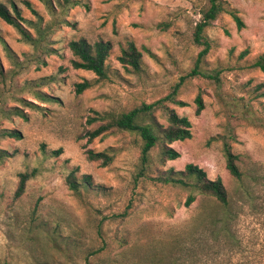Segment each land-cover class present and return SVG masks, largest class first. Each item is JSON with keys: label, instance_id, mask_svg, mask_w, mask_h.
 <instances>
[{"label": "rangeland", "instance_id": "obj_1", "mask_svg": "<svg viewBox=\"0 0 264 264\" xmlns=\"http://www.w3.org/2000/svg\"><path fill=\"white\" fill-rule=\"evenodd\" d=\"M78 1L58 27L40 0H0L10 11L14 4L32 21L21 22L27 31L42 39L33 47L0 18V131L20 133L0 137V150L9 154L0 159V263L264 264V71L252 65L264 52V0H222L226 11L203 30L209 50L198 68L217 73L214 81L187 75L202 49L194 30L207 0ZM80 38L110 43L105 79L72 66L68 43ZM128 41L141 51L138 71L118 60ZM41 78L48 83L32 86ZM84 79L91 86L76 94ZM30 89L51 99L42 103ZM198 93L204 108L196 114ZM233 102L248 109L249 120L237 118ZM144 103H156V125H168L166 108L190 120L191 137L168 144L177 158H163L157 143L142 169L137 134L111 129L88 140L86 132L101 123L87 122L89 116ZM15 106L26 118L6 112ZM224 133H231L238 178L226 169ZM57 148L59 155L48 153ZM87 149L112 160H89ZM189 163L221 179L227 207L194 190L195 201L185 206L191 191L165 178L180 176ZM33 168L36 175L16 198L19 173ZM70 172L79 182L89 175L91 185L73 192L65 182ZM225 215L223 230L218 220Z\"/></svg>", "mask_w": 264, "mask_h": 264}, {"label": "trees", "instance_id": "obj_2", "mask_svg": "<svg viewBox=\"0 0 264 264\" xmlns=\"http://www.w3.org/2000/svg\"><path fill=\"white\" fill-rule=\"evenodd\" d=\"M40 1L45 5L50 16L53 18L55 26L58 27L62 24L68 23L65 17L67 11L72 6L79 4L78 0ZM27 5L31 8V5L29 3H27ZM11 8L12 10L10 11L8 8H6L5 5L0 3V18L6 23L13 26L25 43L33 47L38 46V42H41L42 39H38L37 37L32 36L21 23H31L32 21H28L24 17H22L14 4L11 5ZM31 10L33 11V14L37 15L34 9L31 8ZM224 11H226V8L224 7L222 0H207V3L200 9V20L195 25L194 37L195 41L202 46V49L198 52L195 66L187 74L188 76L201 75V77L207 78L209 80H217V73L201 71L198 67L203 56H205L209 50V43L205 36L202 34L203 30L206 27L210 26L212 22L217 18V16ZM230 14L240 25V18L235 14V12L230 11ZM68 46L72 55L75 57L71 61L74 68L91 71L98 80H102L107 77L105 61L108 58L111 49L110 43L108 41L98 40L90 43L86 39L80 38L77 40L69 41ZM141 58V51L137 49L132 41H128L127 46L125 48H122L121 54L118 56V60L120 61V63L126 68H131V70L133 71L140 70ZM252 65L255 67H259L264 71V52L257 56ZM0 75H2L1 69ZM48 79L49 78H41L39 80H36L37 83L33 84L32 86L40 87L42 85H45L48 83ZM91 84L92 83L86 79L77 82L75 84L76 94H79L83 90L89 88ZM28 93L42 103L47 102L49 99H51L49 95L42 93L37 89H30ZM216 93L219 99L223 100V95L220 92ZM17 100L18 102H21V104L25 107L39 108V106L32 101H28L23 98H19ZM194 102L196 104L195 113L198 114L204 108V103L199 93L195 96ZM222 102H224L228 106H231L230 101ZM175 103H177L178 105H183V102L179 100L175 101ZM155 106L156 103H144L140 106L133 107L130 110L121 112L118 115H109L107 113L101 114L96 112L94 116L88 117L87 122L90 123L99 120L101 121V123L93 130L86 132L88 140L102 135L111 129L123 130L137 134L141 141L140 163L142 169H145V167L147 166L150 158V151L157 143H161V155L163 158H177L179 156V152L170 147L168 144L176 140H184L191 137L190 120L185 115H179L173 109L166 108V119L168 121V125H156L150 119L151 113ZM233 106L236 108V110H238V119L249 120L250 114L248 109L244 108V110L241 111L236 102H233ZM7 110L10 114L26 118L25 112L22 111L19 107H10L9 109H6V112ZM252 118V120H254V117ZM0 137L19 138L20 133L16 129H3L0 131ZM221 138L226 169L232 176L238 178L240 177V171L236 164L237 155L231 151V146L229 144L231 133H224L222 134ZM43 152L46 153L44 147ZM61 152V148L48 151L50 155H59ZM86 154L89 160L99 161L103 166L109 164L112 160V155L108 154L106 151H93L92 149H87ZM6 156H9V154L3 150H0V159L5 158ZM35 175V168L19 173L18 185L14 192V196L16 198L24 192L26 183ZM178 175L180 176H168L167 178H165V181L182 185L191 191L185 199V206H189L193 201H195V194L192 193V191L194 190V192H197L202 196L212 197L220 206L227 207L229 203L227 193L219 177L210 180L206 177L203 169L191 163L186 164L184 171L178 173ZM82 179L83 181L79 182L75 178L73 172L65 175V182L67 183L69 189H71L75 193H78L80 191L81 186L86 187L91 185V179L89 175H83ZM202 212L206 213L207 209L204 208ZM229 219L230 216L225 215L223 218L218 220V222L224 226L222 228L223 230H226L225 226ZM51 240L55 242V239L53 237L51 238Z\"/></svg>", "mask_w": 264, "mask_h": 264}, {"label": "water", "instance_id": "obj_3", "mask_svg": "<svg viewBox=\"0 0 264 264\" xmlns=\"http://www.w3.org/2000/svg\"><path fill=\"white\" fill-rule=\"evenodd\" d=\"M1 264V263H0Z\"/></svg>", "mask_w": 264, "mask_h": 264}]
</instances>
